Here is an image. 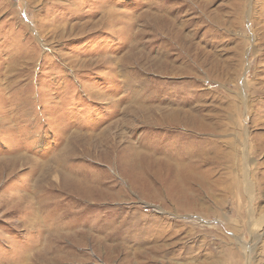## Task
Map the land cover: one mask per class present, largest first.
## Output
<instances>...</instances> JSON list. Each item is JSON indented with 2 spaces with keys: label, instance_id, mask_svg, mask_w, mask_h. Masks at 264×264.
I'll return each instance as SVG.
<instances>
[{
  "label": "rangeland",
  "instance_id": "1",
  "mask_svg": "<svg viewBox=\"0 0 264 264\" xmlns=\"http://www.w3.org/2000/svg\"><path fill=\"white\" fill-rule=\"evenodd\" d=\"M0 264H264V0H0Z\"/></svg>",
  "mask_w": 264,
  "mask_h": 264
}]
</instances>
